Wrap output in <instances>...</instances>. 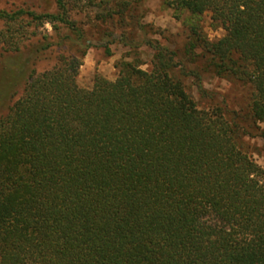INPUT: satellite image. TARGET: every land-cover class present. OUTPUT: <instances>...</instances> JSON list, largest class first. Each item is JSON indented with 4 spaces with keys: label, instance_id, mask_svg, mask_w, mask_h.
Instances as JSON below:
<instances>
[{
    "label": "trees",
    "instance_id": "trees-1",
    "mask_svg": "<svg viewBox=\"0 0 264 264\" xmlns=\"http://www.w3.org/2000/svg\"><path fill=\"white\" fill-rule=\"evenodd\" d=\"M167 3L211 15L225 36L210 42L186 24L182 56L150 43L143 70L135 48L115 81L97 75L92 89L78 82L88 48L28 76L14 64L0 90V264H264V168L241 147L248 130L238 113L201 109L178 76L200 79L184 62H204L249 86V113L264 124V0ZM58 4L57 14L0 11V48L30 49L35 63L81 36ZM133 5L103 0L96 20L124 25ZM46 24L59 43L35 41Z\"/></svg>",
    "mask_w": 264,
    "mask_h": 264
},
{
    "label": "rangeland",
    "instance_id": "rangeland-1",
    "mask_svg": "<svg viewBox=\"0 0 264 264\" xmlns=\"http://www.w3.org/2000/svg\"><path fill=\"white\" fill-rule=\"evenodd\" d=\"M102 1L79 0V4H74L70 0H64L68 3L67 7L71 10L72 20L76 22L78 31H84V33L81 36L72 34V40L67 42L63 48L55 47L54 52L47 53L41 59L35 60V63L32 60L26 61L30 49L25 50L21 56H16L6 54L0 48V90L8 88L16 78L14 64L17 61L24 63L20 68L24 71V75L28 76L33 68H37L38 72L52 69L58 53L74 54L79 48L81 50L88 48L83 58L78 82L83 88L92 89L97 75L115 81L119 75L116 68L118 63L127 59L136 50L141 55L142 69L148 70L154 56L150 43L158 42L164 48L181 52L182 56V51L188 44L186 24L198 23L210 42H217L225 36L222 29L213 25L209 14L194 20L187 13H176L167 3L174 0H132L133 10L127 14L124 25H121L119 19H116V24H102L96 20L102 11L95 8V4ZM58 3L59 0H0V11L25 10L38 15L57 14ZM0 29H2L1 26ZM32 33L37 34L36 42L45 36L53 38L52 42H60L50 24H46L37 31L33 30ZM66 33L67 31H62V35ZM184 64L187 66V71L197 72L201 76L200 79H196L193 76L186 77L181 72L178 74L185 81L200 108H222L229 120H234L235 113H238L242 125L248 130L247 135L241 138V147L258 165L264 168V124L253 123L249 113L250 87L232 79L218 77L207 68L204 62L185 61ZM5 68L8 71L5 72ZM12 68L14 72H11ZM7 103L8 100L4 98L0 101V106H3L0 107V116Z\"/></svg>",
    "mask_w": 264,
    "mask_h": 264
}]
</instances>
